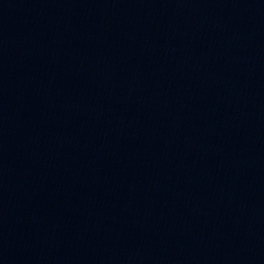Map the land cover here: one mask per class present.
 <instances>
[{"label":"water","instance_id":"water-1","mask_svg":"<svg viewBox=\"0 0 264 264\" xmlns=\"http://www.w3.org/2000/svg\"><path fill=\"white\" fill-rule=\"evenodd\" d=\"M0 264H264V0H0Z\"/></svg>","mask_w":264,"mask_h":264}]
</instances>
